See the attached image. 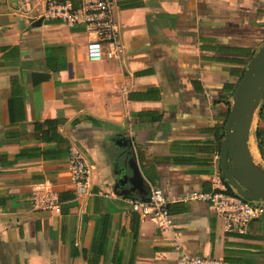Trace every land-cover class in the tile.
<instances>
[{
    "label": "crops",
    "instance_id": "obj_1",
    "mask_svg": "<svg viewBox=\"0 0 264 264\" xmlns=\"http://www.w3.org/2000/svg\"><path fill=\"white\" fill-rule=\"evenodd\" d=\"M47 2L0 0V264H264V216L230 233L212 203L185 200L213 189L235 90L264 44V0H115L121 51L98 61L82 26L44 18ZM48 120L69 145L37 129ZM72 146L90 166L81 194ZM128 157L141 189L120 182ZM152 187L171 200V229L133 210ZM43 190L60 211L32 209Z\"/></svg>",
    "mask_w": 264,
    "mask_h": 264
},
{
    "label": "built area",
    "instance_id": "obj_2",
    "mask_svg": "<svg viewBox=\"0 0 264 264\" xmlns=\"http://www.w3.org/2000/svg\"><path fill=\"white\" fill-rule=\"evenodd\" d=\"M115 0H83L75 8L70 1L48 0L44 18L61 22L69 27L82 26L91 37L87 44L90 60L98 61L108 56H117L121 51L120 24L116 16ZM111 47L108 53L105 46ZM68 170L76 185L78 194L84 193L89 185L90 166L82 152L72 146ZM218 170L213 177V189L208 193H190L185 200H203L213 204L216 212L225 220L226 230L230 233L245 234L249 224L264 216V202L248 201L237 191L230 193L226 182ZM133 210L142 219H151L160 230L173 228L170 213L171 200L164 191L152 187L146 197L131 199ZM34 210L60 211V197L55 191H37L31 196ZM180 249V246H177ZM181 264H228L223 258L204 257L184 253Z\"/></svg>",
    "mask_w": 264,
    "mask_h": 264
},
{
    "label": "water",
    "instance_id": "obj_3",
    "mask_svg": "<svg viewBox=\"0 0 264 264\" xmlns=\"http://www.w3.org/2000/svg\"><path fill=\"white\" fill-rule=\"evenodd\" d=\"M263 99L264 44L249 61L237 85L220 150L221 170L226 181L243 198L256 202H264V166L255 162L251 148L255 145L258 150L253 131ZM127 163L132 175H123L121 184L125 186L129 181L135 186L132 190L141 189L143 177L136 159L128 157Z\"/></svg>",
    "mask_w": 264,
    "mask_h": 264
},
{
    "label": "trees",
    "instance_id": "obj_4",
    "mask_svg": "<svg viewBox=\"0 0 264 264\" xmlns=\"http://www.w3.org/2000/svg\"><path fill=\"white\" fill-rule=\"evenodd\" d=\"M258 117H259V124L257 126L256 131H255V139H256V143H257V146L259 148L260 154H261L262 158L264 159V128H262V125H261V122L264 121V99H263L262 105L260 106V109L258 112ZM62 122L60 123V121L48 120V121H45L43 123H38L37 129L40 131L44 125H47V130H45L43 133L48 134V132L52 131V133L54 135V139L59 137V140H58L59 142H63L65 144H67L68 143L67 139L59 133V126L62 124ZM68 145H69V143H68ZM220 170H221V168H220ZM221 173H222V170H221ZM222 176H223V173H222ZM223 178H224V176H223ZM224 180L226 182V185L228 186L229 192L235 193V190L231 187L229 182L226 181L225 178H224Z\"/></svg>",
    "mask_w": 264,
    "mask_h": 264
},
{
    "label": "bare ground",
    "instance_id": "obj_5",
    "mask_svg": "<svg viewBox=\"0 0 264 264\" xmlns=\"http://www.w3.org/2000/svg\"><path fill=\"white\" fill-rule=\"evenodd\" d=\"M251 144H253V140L251 141ZM251 152H253V154H254V160H255V162H256V160H257L258 150H257V148H256L255 145H253V147L251 148Z\"/></svg>",
    "mask_w": 264,
    "mask_h": 264
},
{
    "label": "rangeland",
    "instance_id": "obj_6",
    "mask_svg": "<svg viewBox=\"0 0 264 264\" xmlns=\"http://www.w3.org/2000/svg\"><path fill=\"white\" fill-rule=\"evenodd\" d=\"M255 131V130H254ZM254 131H253V134H254ZM253 140V139H252ZM256 163H261V164H263V166H264V163H263V161L260 159V157L258 156V154H257V160H256ZM221 171V170H220ZM221 173V172H220ZM222 174V173H221Z\"/></svg>",
    "mask_w": 264,
    "mask_h": 264
}]
</instances>
